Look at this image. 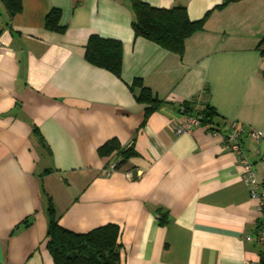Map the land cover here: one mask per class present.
Wrapping results in <instances>:
<instances>
[{
  "label": "crops",
  "instance_id": "0c3cea01",
  "mask_svg": "<svg viewBox=\"0 0 264 264\" xmlns=\"http://www.w3.org/2000/svg\"><path fill=\"white\" fill-rule=\"evenodd\" d=\"M144 1L204 19L183 55L135 36L131 0H22L13 16L0 0V264H54L50 198L74 231L118 225L121 264L260 258L256 202L224 135L229 121L262 133L243 147L264 180V0ZM55 8L63 32L45 27ZM92 34L122 42L121 76L85 57ZM185 101L214 108L221 132L177 133ZM113 138L134 153L107 176L115 152L99 149Z\"/></svg>",
  "mask_w": 264,
  "mask_h": 264
},
{
  "label": "trees",
  "instance_id": "16d2710c",
  "mask_svg": "<svg viewBox=\"0 0 264 264\" xmlns=\"http://www.w3.org/2000/svg\"><path fill=\"white\" fill-rule=\"evenodd\" d=\"M134 13L133 28L135 36L147 38L162 47L183 55L185 41L204 25V19L191 20L187 8L176 5L171 8L153 6L144 0H131ZM225 0L219 7L229 3ZM11 16L22 9V0H3ZM62 12L52 9L46 16L45 27L63 32L66 26L60 24ZM260 48L264 54V37ZM85 57L97 66L113 71L121 76L123 66V44L114 38H105L97 34L89 37ZM134 84L141 86L137 98L147 103V113L157 109L161 104L152 90L136 78ZM184 110V111H183ZM185 115L199 116L202 125H211L212 131H221V125L215 121L216 112L209 104L198 110L193 102L181 104ZM101 155H112L118 161V169L129 156L134 153L132 147H122L115 138L108 140L99 149ZM49 224L47 230V245L53 257L54 264H121L120 228L116 224H107L88 232H77L63 226L58 219L51 198L48 202Z\"/></svg>",
  "mask_w": 264,
  "mask_h": 264
},
{
  "label": "built area",
  "instance_id": "2783aa9c",
  "mask_svg": "<svg viewBox=\"0 0 264 264\" xmlns=\"http://www.w3.org/2000/svg\"><path fill=\"white\" fill-rule=\"evenodd\" d=\"M1 48L2 44L0 42V49ZM200 125H202V123L199 116L186 115L185 120L178 125L177 133H192L195 127ZM204 126L211 133L221 132L212 131L210 124ZM245 133H248V135L256 141L261 140L263 137L262 133L256 130L246 132L244 125L238 121L228 122V131L224 136L225 142L236 158L242 181L248 188L251 199L256 202L257 211L259 213L255 240L260 247L261 256L258 260L247 261L246 264H264V180L259 178L255 164L244 153L243 135ZM118 164L116 159L110 161L107 168L104 170L105 175L108 176L116 171L118 169ZM131 176L134 175L131 173Z\"/></svg>",
  "mask_w": 264,
  "mask_h": 264
}]
</instances>
